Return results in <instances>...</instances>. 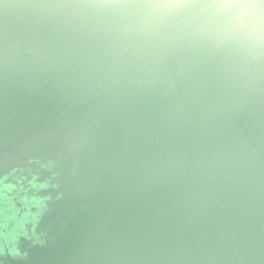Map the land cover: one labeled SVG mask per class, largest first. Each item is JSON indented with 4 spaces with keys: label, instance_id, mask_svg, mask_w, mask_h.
<instances>
[{
    "label": "clouds",
    "instance_id": "9594fccd",
    "mask_svg": "<svg viewBox=\"0 0 264 264\" xmlns=\"http://www.w3.org/2000/svg\"><path fill=\"white\" fill-rule=\"evenodd\" d=\"M62 240L264 264V0H0V264Z\"/></svg>",
    "mask_w": 264,
    "mask_h": 264
},
{
    "label": "water",
    "instance_id": "95a60500",
    "mask_svg": "<svg viewBox=\"0 0 264 264\" xmlns=\"http://www.w3.org/2000/svg\"><path fill=\"white\" fill-rule=\"evenodd\" d=\"M5 164H7V161H4ZM69 216L70 217H78L79 216V210L75 209H69ZM59 221V217H54L52 220H50V223H56ZM70 243V241H60L59 243L53 245L52 251L48 254L40 253L38 260L35 262V264H63V256L65 254V249ZM50 257V258H49Z\"/></svg>",
    "mask_w": 264,
    "mask_h": 264
}]
</instances>
